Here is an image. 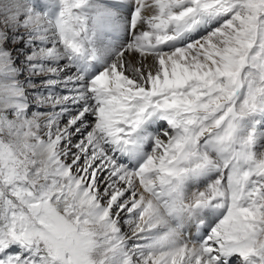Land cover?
<instances>
[{
    "label": "snow or ice",
    "instance_id": "6c2138e0",
    "mask_svg": "<svg viewBox=\"0 0 264 264\" xmlns=\"http://www.w3.org/2000/svg\"><path fill=\"white\" fill-rule=\"evenodd\" d=\"M0 264H264V0H0Z\"/></svg>",
    "mask_w": 264,
    "mask_h": 264
}]
</instances>
